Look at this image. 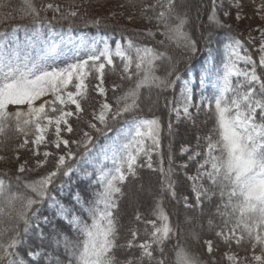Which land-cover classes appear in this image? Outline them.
<instances>
[{"label": "snow or ice", "instance_id": "6c2138e0", "mask_svg": "<svg viewBox=\"0 0 264 264\" xmlns=\"http://www.w3.org/2000/svg\"><path fill=\"white\" fill-rule=\"evenodd\" d=\"M22 2L23 16H31L35 23H39L40 10L34 0ZM184 3L185 0H154L141 9V16L156 21V31L148 29L147 37L154 38L162 28L165 40L158 41L159 44L164 45L168 41L195 53L197 42L186 30L188 11H178ZM43 7L60 11V7L52 3ZM220 7L221 0H211L208 20L215 27L230 28L217 16ZM148 11L152 12L151 16L147 15ZM223 14L229 15L227 11ZM70 15L74 17L77 12L72 11ZM236 18L240 19L239 14ZM92 23L99 26L100 22L94 20ZM49 35H52L51 29ZM211 36L210 32L207 36L209 42ZM42 37L40 29H33L32 37L24 41H20L16 27L10 32L0 31V136L9 129L14 130L23 136L18 147L24 148L31 143L36 156L40 155L39 147L46 143L54 144L57 149L63 146L65 151L58 155L53 170L35 180H23L19 175L34 171L26 167L27 161L19 165L15 180L18 185L22 182L31 195L18 189L13 191L11 178L5 179L6 173L0 176V264H216L214 257L210 262L205 261L180 244L173 246L175 257L169 259L167 245L176 235L177 228L171 224L163 206L165 196L177 203L182 201L186 208H202L205 201L211 202L216 198L218 202L212 216L219 217L220 222L217 224L212 216L207 221L214 238L201 241L195 229L189 232L191 238L206 246L209 254L220 245L229 249L223 254L227 264H264V76L257 71L258 68L264 70V42L259 46L257 62L244 42L230 36L231 43L227 45V59L222 71L213 63L199 77L202 87L211 81L216 90L213 96H202L201 104H193L192 80L187 79L184 80L180 100L176 101L180 106L170 109L178 121L181 116L191 120L193 113L190 108L195 107L198 113L204 100H208L207 107L212 110L214 102L215 122L203 138L206 141L204 159L198 163L196 175L187 177L192 181L191 190L195 198V203L190 204L187 196L177 199L171 154L168 167H164L160 153L159 118L137 114L142 110V89L149 90V93L152 89L166 91L183 79L177 70V62L166 52L137 44L132 39H128L126 45L118 43L115 47L105 40L103 47H97L94 41L91 45L81 43L68 51H61L58 45L50 44ZM114 58L121 61V80L132 83L127 89L122 85H112L114 93L122 89L119 95L114 96L113 104L107 100L104 77L106 66L115 71ZM163 60H167V66L164 74L159 75L157 62ZM90 78L97 83L91 85ZM90 87L104 97L98 110L93 111L92 121L87 122L90 131H82L76 140L64 139L61 133L74 131L69 118H79L84 110L82 101L88 99ZM9 106H16V110L9 111ZM71 106H75L74 110ZM120 121L122 125L116 127ZM50 130L54 132V140L50 139ZM113 131L116 137L111 144L96 143L100 137L107 139ZM168 131L171 134V122ZM199 139L197 137V141ZM72 144L76 145L75 152L70 147ZM93 149H98L102 158L100 166L94 168V183L99 188L87 201L79 192L73 194L75 203L87 213L85 219L51 196L50 186L59 177H67L75 170L68 161L76 160L78 156L84 159ZM181 151L187 152L188 149L182 148ZM153 153L159 156L156 168L153 166ZM51 155L44 151V160H37V167L47 163ZM200 155L194 152L189 160ZM142 158L143 164L140 163ZM105 162H110L111 167ZM139 167L160 172V195L150 211L153 219H144L139 210L135 214V220L145 225V238L139 239L140 231L133 227L127 230L130 238L121 244L122 225L116 213L123 196L122 186L129 178L138 176ZM180 167L186 168L187 164ZM205 180L208 186L203 183ZM46 200L50 207L58 206L57 215L67 222L73 236L60 230H54L50 237L45 236L38 223L40 209L36 206ZM43 222L48 223V218L45 217ZM148 226H151V231ZM33 231L41 241L48 239L52 250L45 251L42 245L29 247L25 258L17 249L28 243ZM233 246L242 247L245 255L231 251ZM132 249H137L139 255L134 252L128 254ZM120 250L125 253L123 259L117 256Z\"/></svg>", "mask_w": 264, "mask_h": 264}, {"label": "trees", "instance_id": "16d2710c", "mask_svg": "<svg viewBox=\"0 0 264 264\" xmlns=\"http://www.w3.org/2000/svg\"><path fill=\"white\" fill-rule=\"evenodd\" d=\"M49 1L50 0H34L36 7L40 10L39 23H35L31 16H23V13L21 12V7L23 6L22 0H9L10 4L7 8V14L5 15L7 17H4V19L7 21L11 19L12 21H9V23L5 24L3 27H0V31L10 32L14 27L27 29H72L75 33L84 32L91 35L100 33L107 37L112 45L115 44V41L127 42L128 39H132L137 44L148 45L158 51L166 52L167 55L171 56L173 60L177 62L176 67L182 77L185 76L186 72L190 68L198 67L205 59L208 51L215 48L216 46H221L223 43L222 40L230 36H235L244 42V46L248 50L249 54H251L258 62L256 53L252 50L251 46L245 39L243 23H237L234 20L226 18V16L223 14L224 10H220L219 8L217 9L218 18L231 27L218 28L210 23L208 16L211 9V0H185L183 7L178 8V11L181 12L185 10L188 11L189 23L186 30L190 33L192 39L197 42V51L195 53H189L183 48H178L174 43H169L168 41H165L164 45L159 44L158 41L165 40V37L161 34L163 31L162 28L161 32H157L154 38L147 37L146 32L148 29H152L154 32L156 31V21H149L141 16V9L147 4L154 3V0H132L131 3H129V0H88L87 2L92 3L93 6L91 11L99 9L101 11H105L107 14L106 16L110 15L109 13L111 12V14L117 19L112 20V18H108L109 20L106 24L101 23L102 20H99V26L94 25L90 22V20L74 21L73 23H66V21L63 20L60 21L56 18V14L50 13V11L45 10L46 8L43 7L44 5H47ZM53 1L58 2L60 0ZM13 4H15L14 8L12 7ZM226 8V10H230L229 6ZM147 15L151 16L152 12L148 11ZM231 16L235 15L232 13ZM129 17H131V19H129ZM210 32L212 33V36L211 41L209 42L207 40V36ZM157 63L159 64L157 74L163 75L167 66V60L158 61ZM114 64L117 68L115 71H112L109 66H106L105 68L107 77V81L105 80V83L108 85L107 100L113 104L114 96L119 95L122 89H117V91L114 93L112 91V85H122L123 89H127L132 83L126 79H120L122 65L118 58H114ZM257 71L258 74L264 76V70L258 68ZM177 86H179L178 81L173 88H170L166 91L152 89L149 93V90L142 89V110L137 114L145 118H159L161 125L160 153L163 155L165 168L168 167V157L169 154H171L172 167L174 169V175L172 178L176 181L177 199L187 196L189 198V203L194 204L195 198L191 190L192 182L188 180L187 177L188 175L192 176L196 174L198 164H195L194 162L190 164L188 162L186 168H181L180 166L187 162L188 157L179 153H181V147L187 145L191 148L190 153L193 154L200 146L198 144L197 137L201 136L204 138L209 134L215 122L214 104L212 106V110L208 114V121L205 124L199 117H195L190 123L187 121L175 123L170 112V108L172 107L173 102V96L171 93L173 94L175 92V88H177ZM99 100V96H97L94 91L90 90L88 99L83 102V112L79 114V118L75 117L74 119H71V125L74 131L68 135L70 140L79 139L82 131H90V129L87 127V122L92 121V113L98 107ZM153 101H155L154 105ZM149 107L152 108L151 111L148 110ZM170 122L172 124L171 134L168 131V124ZM120 125H122V121L118 122L116 127H119ZM205 127L208 129L206 130ZM177 130H179V132H177ZM115 133V131L110 132L108 134V138L112 137ZM104 140V137H100L96 143L104 144ZM70 147L74 152L76 151V145L72 144ZM202 147L203 145H201V148ZM61 151L63 150H51L52 155L50 159L53 161L55 154L57 155ZM25 157L27 159L34 158L33 155L30 156L29 154H26ZM86 158L80 159L78 156L76 160L68 161V163L75 166V172L70 173L69 177H59L55 181L54 185L50 186L51 196L55 197L56 200L60 202V204H63L66 208L74 211L77 215H80L85 219H87V213L82 212L80 206L75 203L73 200V194L79 192L83 199L87 201L92 197L93 192L99 188V185L94 183L96 180V175L93 165L85 164L83 162ZM152 160L153 166L156 168L158 166L159 156L156 153H153ZM51 162L49 164L45 163L42 168H40L42 170L40 172L35 171L34 164H27V168L34 169V171H26L23 174H19L17 170L14 169V172L13 170L7 172L8 174L4 178L8 179L10 177L12 188H15L17 183L15 177L18 174L22 175L23 180H35L38 177L43 176L49 171L53 170L55 167V162L53 161V164ZM140 163H144L143 158L141 159ZM137 171L138 176L135 178H129V180L126 181L122 186L123 196L120 199V207L116 213L122 225L121 238L119 240V243L121 244H123L126 239L130 238V233H128L127 230L133 227L139 229V239L145 238V225L144 223L137 222L135 220V214L137 210H139V212L143 214L144 219H153L154 217L151 216L150 211L154 206L156 198L160 195V184L162 179L160 172L154 171L153 169H149L147 167H139ZM86 173H92L91 177L86 175ZM203 183L205 186H208V182L206 180L203 181ZM61 185H63V187H61ZM20 186L25 194L31 195V193L23 186L22 182L20 183ZM138 187H142L141 190L143 192V197L140 199L141 205L134 208V204L131 203L132 201L130 202L129 199L132 198V195L134 198L135 196L137 197L139 190L136 191V189ZM136 199L138 202L139 198ZM136 199L134 202H136ZM217 202L218 200L213 198L211 202L205 201L202 208H186L182 201L177 203L175 200H171L167 196L164 197L163 206L169 214L171 224L177 228L176 235L173 236L166 249L170 260L174 259L175 257L173 246L180 244L182 246H187L192 252L199 254L200 257L205 261L210 262L214 257L216 264H227V261L223 258V254L227 250L226 247L220 245L219 248L215 249L212 254H209L206 250V246H204L202 243H198L194 239L192 240L189 237V234L188 236L184 234L186 231L189 233V231L195 229L200 234L201 241L213 239V231H198V229L195 227L196 223L190 217L187 218V216H192L194 220V217H196L197 213L204 215V217H201L202 219L205 218L206 214L212 216L214 205ZM49 203L50 202L46 200L43 204L36 206L40 209L38 213L40 220L38 223L40 228L43 229L45 236L50 237L54 234V230H60L66 233L68 236H73L74 234L67 222L57 215L58 206L50 207ZM45 217L48 218V223L43 222ZM214 218V221L219 224V218L215 216ZM202 221L204 222V219ZM90 222L91 221L89 220V223ZM148 230L151 231V226H148ZM41 245L44 247L45 251L52 250L49 246V240L45 239L41 241L36 235L35 231H33L28 237V243L20 246L17 250L22 256L27 258L26 251L29 247L36 248ZM231 250L237 252L240 256L245 255L244 249L242 247L238 248L233 246ZM132 252H134L136 255H139V251L137 249L129 250L128 254H131ZM124 255L125 253L123 250L117 252V256L121 259L124 258Z\"/></svg>", "mask_w": 264, "mask_h": 264}, {"label": "rangeland", "instance_id": "374dc122", "mask_svg": "<svg viewBox=\"0 0 264 264\" xmlns=\"http://www.w3.org/2000/svg\"><path fill=\"white\" fill-rule=\"evenodd\" d=\"M87 1L88 0H60L58 2L57 1L55 2L53 0H50L49 3H52L53 5H58L60 7V11L55 12L54 10H50V9H45V10L50 11V13L56 14L57 19H59L60 21H62V20L66 21V23H73L74 21H80V20L81 21L82 20H90V22L92 23V21H94V20H102L101 23L106 24V23H108V20H109L108 18H112V20H117L111 14V12L109 13L110 15L106 16L107 14L105 13V11H101L99 9L91 11V9L93 7L92 3H88ZM221 2H222V7H220L219 9L224 10V12L227 11L229 13V15L226 16V18H228L230 20H234L237 23H243V29L245 31V39L248 42V44L251 46L252 50L256 53L257 59H259L258 49H259L260 44L262 42H264V35H262V33H264V0H221ZM9 4H10L9 0H0V27H3L5 24H8L9 21H12L11 19L8 21L6 19H4V17H7L5 15L7 14V8H8ZM233 5H239V7H234ZM14 6H15V4L12 5L13 8H14ZM23 6L21 8H23ZM227 6L230 7V10H226ZM72 11H76L77 15L74 17L71 16L70 12H72ZM232 13L235 16H231ZM101 14H104V15H101ZM237 14H239V16H240L239 20L236 18ZM230 16H231V18H230ZM64 17H67V18H64ZM34 29H40V28H34ZM49 29H51L52 35H49ZM40 30L43 33L42 39L47 40L50 44L55 43L56 45L59 46V49L61 51H68L74 45H79L81 43H83L85 45H91L94 41L96 42L97 47H103V43L105 40L112 47H115V45L118 43L121 45H126V43H127V42L115 41V44L112 45L109 42L108 38L103 36L100 33L95 34V35H91L89 33H84V32L75 33L74 30H72V29H66L65 30V29H61V28H58V29L44 28V29H40ZM32 35H33V28H30L27 31H25V29H18V37H19L20 41H24L28 38H31ZM222 42L223 43L221 46H216L215 48L208 51L205 59L203 60V62L198 67L190 68L186 72L183 79L178 81L179 86H177V88H175V92L173 94L171 93V95L173 96V102H172L171 108L180 106L176 103V101L180 100L182 86H183L184 80H187V79L192 80V87H193L192 103L193 104H201V97L202 96L209 97V98H211L213 96V94L215 93L216 90L212 86L211 81H209L208 83H206L202 87L200 85L199 77L203 73L204 69L206 67H211L213 63L216 66L220 67V69L222 71L223 63L227 59V45L231 43V40L229 39V37H226L222 40ZM240 66L244 67L243 65H240ZM105 77H106V73H105ZM105 77H104V87L107 90L108 85L105 83V80L107 81V77L106 78ZM90 81H91V85H94L95 83H97V81L92 80L91 78H90ZM90 90L92 91L91 87H90ZM90 90H89V92H90ZM95 94H96V92H95ZM97 96H99V95H97ZM99 99L100 100L98 102L100 103L104 100V97L99 96ZM83 102L84 101H82V108H83ZM99 103H98V107H99ZM213 104H214V102H213ZM213 104H212V106H213ZM207 105H208V100H204V102L201 105L198 113H197V109L195 107L190 108V111L193 113V118L191 120L185 119V118H183V116H181V119L178 121L176 118L175 112H171V114H172V117L174 118L175 123H179L182 121L183 122L187 121L190 123L195 117H199L202 119V121L205 124L208 121V116H209L208 114L211 111L208 109ZM212 106H211V108H212ZM74 107L75 106H71V108L73 110H74ZM98 107L96 108V110H98ZM8 110L9 111H15L16 106H9ZM75 117L76 116L69 118L70 124H71V119H74ZM205 129L207 130L208 128L205 127ZM177 132H179V130H177ZM69 134L70 133H67V132L61 133V135L64 139L70 140L68 138ZM49 136H50V139H53V140L55 139L54 132L52 130H50ZM115 137H116V133L112 137L105 139L104 145L111 144L112 140ZM202 138L203 137H201L199 139L198 144L200 146L195 151V152H199L201 155L194 160H189V156L193 155L190 153L191 148L187 145L181 147V149L182 148L188 149L187 152L181 151V153H179V154H183L186 157H188L187 162H185V164H188V162L190 164L192 162H194L195 164H198V163L203 161L204 153L206 152V141ZM22 142H23V136L16 133L12 129H9L4 136H0V157H3V159H0V175H4L5 173L8 174L7 172H10L12 170L14 172V169L17 170L19 165L24 163L25 161H27L28 165L34 164L35 171L40 172V171H42L40 169L42 167H37L36 161L37 160H44V157H43L44 151H48L51 153V150L53 151L54 149L55 150L57 149L54 144L46 143V145H41L39 147L40 155L36 156V155H33L35 148L31 143L26 145L24 148H19L18 146ZM201 145H203L202 148H201ZM59 149L63 150V151L59 152L57 155L55 154V156L53 158L54 162H56V160L58 159V155L63 154V152L65 151L63 146H61V148H59ZM26 154H29L30 156L33 155L34 158L33 159L28 158L27 159L25 157ZM50 157H48V161H47L48 164L52 161V159H50ZM101 159L102 158H101V155L99 153V150L94 149V150H92V152L89 154V156L83 162L85 164H91L95 168V167L100 166ZM105 164H106V166L111 167L110 162H105ZM28 165H26V167ZM73 172H75V170ZM195 175H192V176H195ZM188 176H190V175H188ZM89 177H91V175H89ZM141 188L142 187H138L136 189V191L139 190V194H138L139 197L137 195V197L135 196V198H134V196L132 195V198L129 199V201L130 202L132 201L131 203L134 204L133 205L134 208L141 205L140 199H142V197H143V192H142ZM17 189L19 192L22 191L20 184L18 185L16 183L15 188H12V190L16 191ZM21 193H24V192L22 191ZM128 196H129V194H128ZM136 198H139L138 202H137ZM135 199H136V202H134ZM210 216L211 215L206 214L205 218H203L204 222L202 221L203 219L201 218V217H204V215L201 213H197L196 217H194L195 220L193 219L192 216H189V215L187 216V218L190 217L196 223L195 227H196V229H198V231L203 230V231H209L210 232V230L208 228V224H207V221H208ZM212 218L215 220L214 216H212ZM217 218H219V217H217ZM4 219L7 220V217H4ZM209 232H207V233H209ZM184 234L188 236L189 233H187V231H186ZM189 237L191 238L190 235H189ZM226 251H229V250L227 249ZM231 251H233V250H231Z\"/></svg>", "mask_w": 264, "mask_h": 264}]
</instances>
